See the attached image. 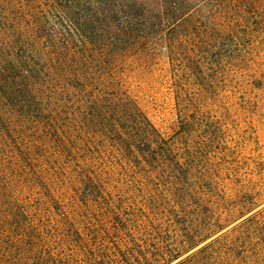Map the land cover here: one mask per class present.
Wrapping results in <instances>:
<instances>
[{"label": "rangeland", "instance_id": "rangeland-1", "mask_svg": "<svg viewBox=\"0 0 264 264\" xmlns=\"http://www.w3.org/2000/svg\"><path fill=\"white\" fill-rule=\"evenodd\" d=\"M79 90L125 92L165 140L143 164L97 162L157 245L178 255L264 207V0H0V187L32 197L38 178L79 171L97 141L113 149ZM71 126L89 150L55 138ZM259 248L248 234L224 264H264Z\"/></svg>", "mask_w": 264, "mask_h": 264}, {"label": "trees", "instance_id": "trees-1", "mask_svg": "<svg viewBox=\"0 0 264 264\" xmlns=\"http://www.w3.org/2000/svg\"><path fill=\"white\" fill-rule=\"evenodd\" d=\"M79 91L86 97L84 108L90 109L86 123L111 132L108 140L113 139V149L105 152L98 141L90 149L92 138L81 130L73 134V126L64 128L65 137L54 128L55 138L62 143L79 137L92 157L62 181L38 178L39 186H30L37 187L31 192L38 190L32 197L29 192L16 193L13 185L0 187V264H224L229 246L248 234L260 244L256 261L264 262V207L208 231L178 255L177 249L157 245L156 235L150 232L152 222L142 210L112 193L106 183L110 178L97 162L107 153L124 163L143 164L145 152L161 148L165 140L125 92L114 91L107 98ZM66 141L64 153H77L78 148L69 149Z\"/></svg>", "mask_w": 264, "mask_h": 264}]
</instances>
